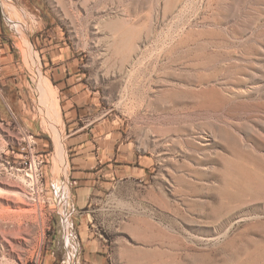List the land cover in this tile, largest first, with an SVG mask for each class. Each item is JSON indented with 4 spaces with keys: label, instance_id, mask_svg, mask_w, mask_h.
I'll return each mask as SVG.
<instances>
[{
    "label": "rangeland",
    "instance_id": "1",
    "mask_svg": "<svg viewBox=\"0 0 264 264\" xmlns=\"http://www.w3.org/2000/svg\"><path fill=\"white\" fill-rule=\"evenodd\" d=\"M0 10V264H264V0ZM55 65L85 98L71 129Z\"/></svg>",
    "mask_w": 264,
    "mask_h": 264
},
{
    "label": "bare ground",
    "instance_id": "2",
    "mask_svg": "<svg viewBox=\"0 0 264 264\" xmlns=\"http://www.w3.org/2000/svg\"><path fill=\"white\" fill-rule=\"evenodd\" d=\"M113 27H115V26H113ZM118 31H119V29H118ZM29 43L30 42L26 41L25 43L20 45V49H21V52L23 54L24 60H26L28 65L33 70H35V72L38 74V73L41 72V68H40L41 64H39L38 56L36 55L35 51L31 47V44H29ZM128 45H125V46H127L126 48H129ZM27 63H26V65H27ZM38 87H39L38 90L40 92V95H41V97L43 99V104H44V110H42L43 111L44 121H46V124H47L48 128L52 131L56 127V125L58 123V120H59V116H60V114L58 112L59 105L55 101L54 92L51 90V88H48L47 85L44 82L39 83ZM54 139H55V142H56L55 151H54L55 152V157L57 156V158L63 160L64 159V147H63L62 136L60 135L59 131L54 133Z\"/></svg>",
    "mask_w": 264,
    "mask_h": 264
},
{
    "label": "crops",
    "instance_id": "3",
    "mask_svg": "<svg viewBox=\"0 0 264 264\" xmlns=\"http://www.w3.org/2000/svg\"><path fill=\"white\" fill-rule=\"evenodd\" d=\"M3 16H4L3 10H0V21L3 19ZM7 49H8V46L4 42V46L0 48V51L3 50L2 52H4L5 54L4 56L10 55V54L6 55L5 52L7 51ZM63 49L65 48H62V50ZM4 63H6V61H4ZM6 67L7 65H5V71H6ZM67 68H70V69L68 70L66 69L65 73H62V67L55 65L51 67L50 71H51V77H53L55 80L56 79L59 80V84H64V83L67 84L68 89H66L65 91L68 92V95L66 96L68 100L66 101L67 106L64 107V110H65L64 118H65L66 126L69 129H71V128L77 127L76 124L78 123V121L76 120V118L78 114H80V109H78V104H79V100H82L83 98L79 97V96H82L81 93H76L78 85H79L78 83L79 75L75 74V69L72 66L71 67L68 66ZM83 100H85V98Z\"/></svg>",
    "mask_w": 264,
    "mask_h": 264
},
{
    "label": "built area",
    "instance_id": "4",
    "mask_svg": "<svg viewBox=\"0 0 264 264\" xmlns=\"http://www.w3.org/2000/svg\"><path fill=\"white\" fill-rule=\"evenodd\" d=\"M3 58H4L3 55L0 53V79L3 77L5 71V63ZM33 139H34V135H28V138L26 137L25 139H23L26 142L22 149L23 151L32 150L33 143L35 142L33 141Z\"/></svg>",
    "mask_w": 264,
    "mask_h": 264
}]
</instances>
